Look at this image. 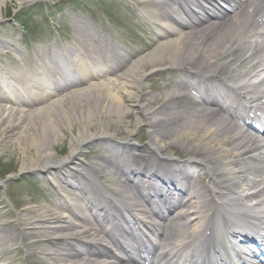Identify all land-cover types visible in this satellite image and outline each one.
I'll list each match as a JSON object with an SVG mask.
<instances>
[{
    "label": "bare ground",
    "instance_id": "obj_1",
    "mask_svg": "<svg viewBox=\"0 0 264 264\" xmlns=\"http://www.w3.org/2000/svg\"><path fill=\"white\" fill-rule=\"evenodd\" d=\"M25 1L32 0H18V3ZM128 1L120 0L121 6L130 7ZM151 1L135 0L139 6L135 13L140 17H143L142 10L149 14V23L155 17L156 9H164L165 4L162 0ZM165 1L169 7L171 2L177 5V9L182 11L190 23L188 28L173 29L170 35H166L165 31L160 33L157 43L147 53L134 59L121 74L107 79L95 74L90 79L71 83L64 88L58 86L55 92L48 96L51 102L45 105H36L33 102L27 105L0 103V146L15 133L18 143L14 145H21L23 152L27 154L34 148L39 149L34 161L26 162L22 169L41 170L49 179L61 177L65 189L69 187L77 191L75 195L73 193L71 202L80 210L76 211L73 207L69 213L64 212L60 209L63 207L62 201H57L56 206L44 204L30 208L26 217L20 220V230L17 229L15 236L10 240L3 235L0 239V264H12V261H7L3 253L9 249L11 241L16 242L30 234L46 237L44 242L47 243L45 242L42 253L49 262L44 261L43 264H122L125 259L119 254L110 250L105 252L103 247L105 242H100L98 248L90 244L99 242L97 241L100 240L99 235H102L94 226L98 220L103 219L104 222H108L112 220V214L120 215L121 207L126 206L124 202L128 203L124 201L126 198L134 203V198L132 200L130 198L132 189L142 195L147 192L148 185L140 186L135 177L146 179L149 186L159 184L158 186H162L167 192H182L184 199L180 206L184 207L185 211L176 214L180 209L179 204L171 206L168 199L163 198V201L170 204H168L170 207L165 205L166 213L163 216L176 214L175 218L187 233L191 232V227L198 222V225H204L208 216L214 215L211 212L216 211L218 207L227 212L231 208L247 212L255 211L264 218V167L251 165L257 157L258 142L254 135L237 123L231 122L222 112L215 114L214 109L204 107V103L198 102L199 106L196 104L191 106L187 103L182 109L175 108L173 104L179 99L186 101L183 93L170 92L162 101L160 92L151 93L146 81L150 73L169 68L173 73L183 74L181 79L197 88L205 85L210 90H216L220 86L227 88L231 83L246 95L251 92H254V95L258 93L253 88L255 83L253 79L264 69V58L261 56L264 54V46L245 43L246 40H254L257 37L264 38V33H256L255 37L252 36L253 32L258 31L255 29L258 28L255 3L258 2L247 0L246 5L242 2L233 3V6L236 5V9L238 7L239 10H235L232 15L220 21H210L207 18L208 21L204 22L198 19L196 13L200 5L202 6V1L210 0ZM4 3L5 0H0V15ZM195 4L199 5L198 8L196 7L197 11L193 9ZM248 6H254L255 11L250 12ZM256 6L260 7V4ZM192 19H197L196 25ZM73 24L79 37L77 40L61 46L53 41L44 49L35 48L39 51L37 55L26 54L7 38H0V51L12 50L13 62H15L12 65L13 69L9 70L12 71V79L0 74V99L12 100L5 93L7 84L17 87L19 91L23 90L28 95L37 75L46 77L54 74L59 78L61 75L51 70V61L62 62L78 58V54L93 57L94 47L86 36L93 40H103L108 45L106 39L99 38L92 24H87L86 21L84 23V20L80 21L78 18L73 20ZM260 31L263 32L264 29ZM240 49L252 50L253 56L259 60H253L249 55L244 54L233 56L235 51ZM3 64L0 61V68L5 67ZM245 81H248L246 85L242 84ZM134 115H136L135 120ZM76 122L79 123L80 129L70 141V155L59 157L52 148L53 142L59 138L65 142L62 131L72 129ZM94 125H97L95 130H93ZM140 126L150 128L147 138V146L151 149L150 156L146 154L136 156L134 149L137 147L130 143ZM117 136L128 141L117 142ZM95 145L100 148L95 161L82 162L80 168L66 169L67 171L64 170L65 168L55 167L75 165L76 161L80 160L83 150ZM176 145L189 149L191 155L188 159L193 160L192 163L196 165L203 163L207 167L208 174L215 179L213 183L197 186L196 184L199 183L193 181L194 175L187 171L189 169L176 167L177 172L174 173L175 175L172 174L173 168L170 169L166 165L170 163L177 165L179 161L158 155L166 148H173ZM109 147L127 149L125 150L129 155L127 159L132 160L134 165L138 163L139 166L141 161L148 163L154 161V166L145 170L140 167L132 169L129 173L131 178L114 164L111 156L106 155ZM157 161L166 163L163 166L156 164ZM102 162H106L108 166ZM159 166H163L162 172L159 171ZM93 172L107 174V177L116 180V193L122 194L123 199L110 196V193L102 189L103 187L98 183L95 184L104 193L103 198H107V203L101 199L100 203L96 204L84 198L85 194L82 191L84 187L79 181ZM119 173L126 178H122ZM179 174L184 176L183 179H186L190 186L181 184L179 188L175 187V179L172 176ZM159 175L163 177L160 178ZM121 178L126 180L122 181ZM215 203L216 208L211 209V205ZM132 206L139 212L146 211L139 203ZM166 219L169 220L165 227L171 230L175 225V219L172 216ZM240 219V224L244 223L245 220ZM28 229L30 232L26 231ZM172 230L171 235H173ZM8 232L9 228L3 229L4 234ZM177 234L180 235L181 232ZM225 234H235V232L230 229L225 233H216L209 240L212 239V243L217 241L228 247L231 242L226 244ZM67 237L70 240L66 239Z\"/></svg>",
    "mask_w": 264,
    "mask_h": 264
},
{
    "label": "rangeland",
    "instance_id": "obj_2",
    "mask_svg": "<svg viewBox=\"0 0 264 264\" xmlns=\"http://www.w3.org/2000/svg\"><path fill=\"white\" fill-rule=\"evenodd\" d=\"M118 7L120 8L119 3H112L109 0H32L21 4L18 3V0H5L0 15V38H7L18 49L34 55L36 53L35 48L44 43L56 40L57 43L61 44L68 43L69 40L73 39L75 29L71 28V20L76 18L92 20L101 23L102 26L106 21L105 24H110L113 33L120 39H126L125 36L127 35L139 34V32L135 33L133 28H128L126 22L129 23V17ZM6 51L1 50L0 60L3 63L13 62V51L9 49ZM147 82L152 83V80L149 79ZM164 93L161 94L164 95ZM161 98L164 101L165 96H161ZM133 118L135 120L136 115ZM76 123L72 129L68 128L62 131L65 142L60 138L53 142L52 148L56 150L59 157L70 155V141L80 129L79 123ZM96 128L97 125H94L93 130ZM149 130V127L140 126L135 131L133 141H141L142 145H145ZM16 137L13 133L5 144L0 146V180L7 178L6 182L0 185V239L6 235L11 240L17 229L20 230V220L26 217L28 210L33 206L56 205L58 185H64L61 177H57L58 179L54 180L53 185V180L50 182L46 176L40 175V171L37 169L23 170L22 167L26 162L34 161L39 149L34 148L32 152L26 154L21 145H14L18 143ZM167 141L169 142L170 139ZM185 149L188 148L185 147ZM185 149L176 145L173 148H166L162 154L176 159H185L189 156ZM99 153L100 148L97 145L95 147L89 146L83 150L75 167L80 168L82 162L95 161ZM93 173L96 175L95 172ZM110 183L113 182L110 181ZM8 228V234H4L3 229L7 230ZM25 228L28 227L25 226ZM26 231L30 232L29 229ZM45 238L43 235L33 236L30 234L16 242L11 241L9 249L3 255L7 261H12V264L49 262L42 253V248L47 243L44 242Z\"/></svg>",
    "mask_w": 264,
    "mask_h": 264
}]
</instances>
